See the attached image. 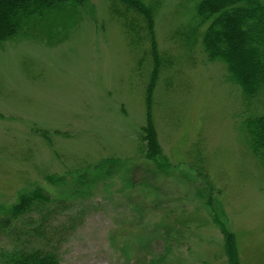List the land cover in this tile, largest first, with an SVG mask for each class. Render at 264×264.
Masks as SVG:
<instances>
[{
	"label": "rangeland",
	"instance_id": "1",
	"mask_svg": "<svg viewBox=\"0 0 264 264\" xmlns=\"http://www.w3.org/2000/svg\"><path fill=\"white\" fill-rule=\"evenodd\" d=\"M192 5L159 0L154 13L168 64L152 94L161 169L138 144L149 44L129 43L106 0L68 9L73 18L57 24L69 25L49 37L0 45V217L29 185L53 200L47 214L0 218V259L26 247L55 250L60 264H227L211 200L241 264H264V163L242 128L264 111V90L246 104L223 63L207 61ZM110 158L109 174L96 169Z\"/></svg>",
	"mask_w": 264,
	"mask_h": 264
},
{
	"label": "trees",
	"instance_id": "2",
	"mask_svg": "<svg viewBox=\"0 0 264 264\" xmlns=\"http://www.w3.org/2000/svg\"><path fill=\"white\" fill-rule=\"evenodd\" d=\"M109 12L119 21L129 43L138 46L142 41L149 44L152 69L145 86L146 124L140 129V152L143 157L159 169L167 164L159 145L152 119V94L155 82L162 69L168 64L161 57L154 34V13L159 0H106ZM193 4L195 25L192 34L204 27L200 45L207 61H220L226 69L225 81L241 90L248 104L264 90V0H190ZM89 0H0V45L15 37L39 34L49 37L51 32L64 29L68 23L58 27L57 22H65L72 10L87 5ZM43 30V31H42ZM247 145L251 153L264 163V111L242 121ZM43 139L49 138L47 131H41ZM118 160H101L96 169L110 173ZM100 170V172H101ZM104 173V174H105ZM47 184H61L65 175L43 177ZM53 203L52 197L38 185H29L21 190L16 201L0 217L12 223L33 212L48 213ZM211 200L207 201L211 220L223 236L222 250L227 264H241L236 238L221 217L223 214ZM0 264H60L55 250L43 248H20L5 252Z\"/></svg>",
	"mask_w": 264,
	"mask_h": 264
}]
</instances>
